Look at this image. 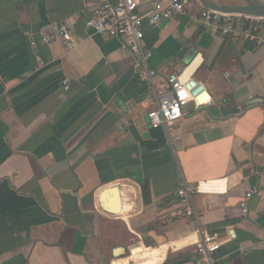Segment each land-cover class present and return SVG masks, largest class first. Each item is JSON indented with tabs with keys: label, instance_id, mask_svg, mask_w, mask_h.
Masks as SVG:
<instances>
[{
	"label": "crops",
	"instance_id": "1",
	"mask_svg": "<svg viewBox=\"0 0 264 264\" xmlns=\"http://www.w3.org/2000/svg\"><path fill=\"white\" fill-rule=\"evenodd\" d=\"M103 1L0 0V264H195L200 229L222 236L219 264H264V32L256 43L181 17L144 24L149 67L166 78L199 59L212 99L152 129L163 85L138 77L120 40L85 27ZM55 24L70 47L41 43ZM183 184L204 186L191 215Z\"/></svg>",
	"mask_w": 264,
	"mask_h": 264
},
{
	"label": "built area",
	"instance_id": "2",
	"mask_svg": "<svg viewBox=\"0 0 264 264\" xmlns=\"http://www.w3.org/2000/svg\"><path fill=\"white\" fill-rule=\"evenodd\" d=\"M145 5L148 8L143 10ZM175 17H187V25L216 31L222 36L238 31L243 38L254 39L256 43L263 41L264 32V18L205 10L196 0H104L93 10L85 24L86 29L97 36L120 40L122 51L134 58L133 69L138 77L149 82L154 89L158 82L163 85V89L155 93V107L147 113V121L152 129L163 128L166 131L183 118V110L187 106L191 105L194 110H200L211 107L212 104L209 92L204 84L194 79V73L184 75L187 67L179 74H171L166 78H162L149 67L152 52L144 46L142 26L146 24L155 27L162 21L167 22ZM57 38L65 47L73 44L69 29L62 24L53 25L51 33L41 37V43L48 46ZM61 84L67 92V81L64 80ZM202 187L204 186L200 184L195 187L183 184L176 191V197L185 214H192L191 198L200 193ZM257 190V186H252L239 202L243 217L247 216L248 202ZM198 233L200 239L194 246L195 264H219L216 254L223 244L220 233L209 229H200Z\"/></svg>",
	"mask_w": 264,
	"mask_h": 264
},
{
	"label": "water",
	"instance_id": "3",
	"mask_svg": "<svg viewBox=\"0 0 264 264\" xmlns=\"http://www.w3.org/2000/svg\"><path fill=\"white\" fill-rule=\"evenodd\" d=\"M201 8L205 10L215 11L223 14H234L241 16H248L254 18H264V0H230L238 1L240 4L227 5L224 3H216L212 0H196ZM192 58V53L188 54L185 58V64L187 65ZM213 117L220 115L219 109L213 107L210 111ZM238 110H232L223 113V116L237 114Z\"/></svg>",
	"mask_w": 264,
	"mask_h": 264
},
{
	"label": "rangeland",
	"instance_id": "4",
	"mask_svg": "<svg viewBox=\"0 0 264 264\" xmlns=\"http://www.w3.org/2000/svg\"><path fill=\"white\" fill-rule=\"evenodd\" d=\"M223 3L224 4H227V5H234V4H240L241 2H238V1H228V0H226V1H223ZM201 78H202V76H196V77H194L195 80H198V79H201ZM230 81L231 80H227L225 82L226 83H229ZM209 87H211V89H213V90L216 89V87L215 86H212V84H210ZM219 89H222V88H219ZM222 90H224V89H222ZM222 90L218 91L217 94H215V96H214L217 102H218V100L225 101L226 98H227L226 95H225V93Z\"/></svg>",
	"mask_w": 264,
	"mask_h": 264
},
{
	"label": "bare ground",
	"instance_id": "5",
	"mask_svg": "<svg viewBox=\"0 0 264 264\" xmlns=\"http://www.w3.org/2000/svg\"><path fill=\"white\" fill-rule=\"evenodd\" d=\"M198 60L199 59H197V60H194L192 63H191V65H189L187 68H186V70H185V73H184V75L185 76H189L192 72H193V70L195 69V67L197 66V64H198ZM128 200V199H127ZM133 204V203H132ZM132 247H134V249H138V247L137 246H132ZM118 254H120V251H118V252H116V255H118ZM127 256V255H126ZM125 257V256H124ZM140 264H142V262H140Z\"/></svg>",
	"mask_w": 264,
	"mask_h": 264
},
{
	"label": "trees",
	"instance_id": "6",
	"mask_svg": "<svg viewBox=\"0 0 264 264\" xmlns=\"http://www.w3.org/2000/svg\"><path fill=\"white\" fill-rule=\"evenodd\" d=\"M183 18V22H187V17H182ZM183 22H182V24H183ZM200 30H202V31H205L204 29H202V28H199ZM184 55H180V57H183ZM186 65V64H185ZM186 67V66H185ZM185 67H184V69H185ZM142 193H143V196H144V198H146V188H145V185H142ZM145 249H147V248H145ZM163 257H164V255H163ZM155 259H156V257L155 256H152V260L155 262ZM155 264V263H154ZM160 264V263H159ZM166 264V263H165Z\"/></svg>",
	"mask_w": 264,
	"mask_h": 264
}]
</instances>
